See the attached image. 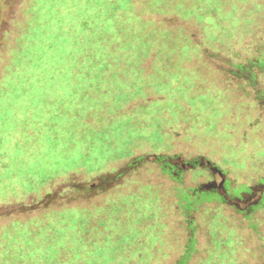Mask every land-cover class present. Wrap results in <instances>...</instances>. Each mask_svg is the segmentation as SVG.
Segmentation results:
<instances>
[{"label":"rangeland","instance_id":"rangeland-1","mask_svg":"<svg viewBox=\"0 0 264 264\" xmlns=\"http://www.w3.org/2000/svg\"><path fill=\"white\" fill-rule=\"evenodd\" d=\"M28 1L0 0V72L8 49L16 44ZM156 18L168 25L186 27L199 44L201 56L183 65L187 70H199L201 76L193 77L192 87H188L191 80L184 79L192 77L191 73L180 76L186 81L183 93L199 98L195 106L183 96L179 98L176 88L180 85L170 79L169 91L148 90L146 95L130 99L129 88L115 104L94 115L92 128L82 121L86 114L83 103L60 105L54 93L50 103L51 88L44 86L42 78L31 77L29 86L23 88L15 82L19 78L14 77L11 93L0 92L4 126L0 140V264H5V249L22 252L26 244L33 248L34 238L40 241L36 247L41 250L49 237L45 231L57 229L55 232L61 233V227L81 226L96 212L100 219H107L115 201V213L120 204L127 205L126 199L129 202L126 211L110 214L111 220L125 222V215L130 216V193L156 190L162 196L165 213L169 207L166 217L158 220L166 221L171 230L161 235L163 252L153 254L149 264H179L192 235L186 226L192 219L197 221L192 237L195 251L184 264H203L205 236L197 212L208 202L217 205L219 199L194 201L193 197L195 190L199 193L213 188L218 195L227 190L224 210L240 222L244 242L237 264H264V68H253V84L231 74L237 69L235 64L264 50V16L261 27H252L249 36H243L241 46H228L230 49L221 42L206 46V34L196 23L175 16ZM144 67L150 68V60ZM56 77L65 91L66 76ZM172 99H177L180 106L169 105ZM27 110H32L31 121L38 115L45 119L40 120L42 126L37 124L40 128L36 139L24 133L25 137L11 140V127L27 129L31 113ZM157 156L163 157V166L154 161ZM243 191L252 193L247 198H236ZM184 194L192 201L188 202ZM259 196L262 203L255 200ZM249 200L256 209L250 219L260 221L257 234L247 229L248 220L240 214V207ZM29 225L34 238H28ZM104 230L99 234L101 238L117 234L109 230L106 234ZM52 236L56 242V236ZM11 238L18 239L16 249L10 247ZM127 264L139 262L129 260Z\"/></svg>","mask_w":264,"mask_h":264},{"label":"trees","instance_id":"trees-1","mask_svg":"<svg viewBox=\"0 0 264 264\" xmlns=\"http://www.w3.org/2000/svg\"><path fill=\"white\" fill-rule=\"evenodd\" d=\"M157 15L175 16L187 23H196L206 34V46L212 47L214 42H221L227 48L236 47L241 46L243 36H249L252 27L262 26L264 0H29L23 9L16 44L8 49L0 72V92L11 93L9 90L14 89V77L19 78L15 82L23 88L29 86L31 77L42 78L44 86L51 88H48L52 93L49 94L50 103L54 93L58 94L57 103L60 105L84 104L86 114L82 121L92 128L95 114L101 108H109L112 102L115 104L129 88L130 99L135 98L134 95H146L148 90L169 91L170 79L180 85L175 87L179 88V98L183 96L195 106L199 98L186 96L183 86L189 79L188 87H192L193 77L201 76V72L187 70L183 64L201 56L199 44L186 27L168 25L163 19L157 20ZM147 60H150L149 69L144 67ZM263 65L264 50H260L246 61L235 64L237 69L231 74L253 84L256 80L253 68L261 69ZM189 73L192 77L180 79V76ZM61 74L66 76L65 91L61 90V81L55 79ZM200 95L206 96L204 93ZM175 101L177 99L169 100L168 104L180 106ZM27 112H31L28 114L27 129L24 130L23 126L11 127V140L22 138L24 133L31 138L38 135L36 131L43 123L40 120L45 119L38 115L31 121L32 110ZM1 120L0 140L4 137L1 136L4 133ZM71 121L75 122V118L72 117ZM154 161L162 166L164 164L161 156ZM162 168L170 172L169 168ZM197 191L194 192V201L219 199L217 205L208 202L197 212L202 235L205 236L203 264L223 261L237 264L244 237L240 233V222L232 220L233 215L224 210L227 190L219 195L215 188ZM144 194L140 191L130 193V216L125 215V222L114 221L115 218L111 220L110 214L126 211L127 199V205L120 204L118 213L114 211L115 201L105 220L100 219L96 212L87 216V221L81 226L61 227L58 229L61 233L55 232L57 229L45 231L44 234L49 237L41 250L36 247L40 241L31 236L32 227L27 226L28 238H34L35 247L30 248L26 244L22 252L5 249V264H127L129 260L130 263L137 260L139 264H149L153 254H162L164 240L161 235L168 234L171 229L166 221L158 220L159 217H166L169 208L165 213L160 193L156 190ZM184 197L188 202L192 201L189 195L184 194ZM250 214L242 215V219L248 220L247 229L257 234L260 232V221L251 220ZM196 224L197 221L192 219L186 225L192 235L188 238L184 255L178 260L179 264H184L186 257L195 251L193 244L196 242L192 237ZM102 229L106 230V234L108 230L117 234L110 239L106 235L101 238ZM52 233L57 238L56 242ZM11 241L10 247L16 249L18 239L11 238Z\"/></svg>","mask_w":264,"mask_h":264},{"label":"flooded vegetation","instance_id":"flooded-vegetation-1","mask_svg":"<svg viewBox=\"0 0 264 264\" xmlns=\"http://www.w3.org/2000/svg\"><path fill=\"white\" fill-rule=\"evenodd\" d=\"M251 193L252 192H245V191H243V192L238 193L236 198H238V199L239 198H242V197L247 198L248 196L251 195ZM260 198L261 197L259 196V198L255 199V200H257V202H258V201H260ZM244 203L245 204L242 205V207H240V214H242V215H244V214H250L253 211V205H254V203H252V201H250V200L249 201H245Z\"/></svg>","mask_w":264,"mask_h":264}]
</instances>
